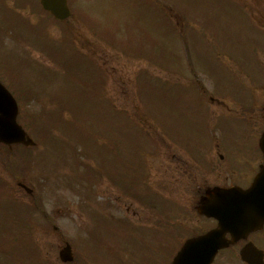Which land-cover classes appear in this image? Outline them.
<instances>
[{"label": "rangeland", "instance_id": "374dc122", "mask_svg": "<svg viewBox=\"0 0 264 264\" xmlns=\"http://www.w3.org/2000/svg\"><path fill=\"white\" fill-rule=\"evenodd\" d=\"M71 5L58 20L38 0H0V79L36 142L0 148V264H168L176 237L215 225L171 179L169 140L197 154L217 134L257 152L264 0ZM216 264L239 262L226 250Z\"/></svg>", "mask_w": 264, "mask_h": 264}, {"label": "water", "instance_id": "95a60500", "mask_svg": "<svg viewBox=\"0 0 264 264\" xmlns=\"http://www.w3.org/2000/svg\"><path fill=\"white\" fill-rule=\"evenodd\" d=\"M41 3L59 18L69 15L67 0H41ZM17 113L14 97L0 82V139L7 142L33 143L17 123ZM260 141L264 151V132ZM206 199L210 200H203L200 211L215 216L219 221L218 227L202 236L188 239L172 264H211L218 250L229 244L225 237L227 232L235 237L244 236L264 222V166L249 189H215L209 192ZM68 249L69 245L67 256ZM242 254L253 264L248 249Z\"/></svg>", "mask_w": 264, "mask_h": 264}, {"label": "flooded vegetation", "instance_id": "af4514ba", "mask_svg": "<svg viewBox=\"0 0 264 264\" xmlns=\"http://www.w3.org/2000/svg\"><path fill=\"white\" fill-rule=\"evenodd\" d=\"M259 140L260 136L255 138V148L257 147V152L255 153L254 149L222 150L220 149L221 145L219 140L214 137L210 140L212 143L210 145L211 149L202 150L197 154H187V152L183 150L184 154L181 155V166H178L180 172L175 176L170 172V177L172 180H175L177 184L184 181L187 187H194L198 190L199 197H196L197 203L200 202L206 190H210L217 186H239L247 188L251 185L257 172L264 164V153L260 149ZM234 148H241V146L235 145ZM238 161H242L243 164H239ZM170 162L173 164L171 159ZM228 173H231L232 176H230V178L226 177V181L222 182L221 179L223 175ZM228 237L231 238L229 234ZM252 243L263 250V260L254 252H251L252 259L255 261L259 260V264H264V225L262 228L249 232L245 237L237 238L231 245L221 250L219 253L222 254L224 251L230 250L236 255L239 264H248L241 259L240 253L245 245ZM173 258L174 257L171 258L170 262H172Z\"/></svg>", "mask_w": 264, "mask_h": 264}]
</instances>
